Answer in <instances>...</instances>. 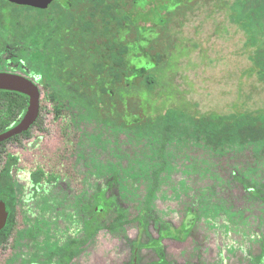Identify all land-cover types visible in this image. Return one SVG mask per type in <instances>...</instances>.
Masks as SVG:
<instances>
[{
    "label": "rangeland",
    "instance_id": "374dc122",
    "mask_svg": "<svg viewBox=\"0 0 264 264\" xmlns=\"http://www.w3.org/2000/svg\"><path fill=\"white\" fill-rule=\"evenodd\" d=\"M134 1L129 13L141 29L138 38L129 41L128 24L118 28L129 47L124 55L128 73L122 72L124 84L118 86L115 97L110 87L99 99L110 105H101L118 119L114 127L118 131L124 124L163 116L168 109L184 117L167 144L168 162L160 175L153 213L143 216L120 237L101 229L93 246L75 261L264 264V155L254 168H239L218 154L244 147L234 140L214 148L211 138L206 144L190 122L217 114L233 122L239 113H243L239 119L246 121L264 112V20L257 14L246 23L240 0ZM21 20L26 28L36 17L26 14ZM85 46L83 50L89 44ZM102 52L88 54L96 59L106 55ZM76 53L75 48L70 49L69 68L79 61L86 65L84 53ZM32 55V59L18 57L11 51L3 66L22 71L40 83ZM258 60L262 71L256 65ZM153 68V81L148 82L146 75ZM86 85L80 86L100 87ZM121 86L126 87L122 96ZM43 91L38 123L28 134L0 143V184L11 187L14 209V225L0 244V264H56L67 240L79 236L82 229L81 206L87 183L96 188L97 199L111 212L124 208L129 200L142 198L145 192L138 176L131 177L126 189L121 188L117 170L94 171L85 178L79 163L85 136L71 126L68 108L57 115L55 99L44 96ZM74 107L70 101L69 111L80 112ZM94 126L95 121L85 118L82 130L91 133ZM259 148L260 144L247 147L253 153ZM147 159L148 168L156 163L151 155ZM228 173L233 184L222 177ZM212 191L236 209L193 204L185 212L180 210L182 202Z\"/></svg>",
    "mask_w": 264,
    "mask_h": 264
},
{
    "label": "trees",
    "instance_id": "16d2710c",
    "mask_svg": "<svg viewBox=\"0 0 264 264\" xmlns=\"http://www.w3.org/2000/svg\"><path fill=\"white\" fill-rule=\"evenodd\" d=\"M240 0L239 6L243 7L246 23H251L254 15H259L264 20V0ZM253 3H252V2ZM245 23V24H246ZM160 58L159 55H157ZM258 70L262 71L260 60L256 63ZM153 81L150 77L148 82ZM57 96L53 101V107L57 115L67 109L71 126L79 133L84 134L85 142L80 155V172L83 176L90 175L94 171H118L120 174L119 186L127 188L132 176L141 177L145 184V192L142 198L132 199L126 206L115 212L107 204L97 199L96 188L87 183V193L82 200L81 213L83 226L79 236L67 240L64 250L58 255L56 264H78L75 258L89 249L95 243L98 231L106 229L112 236L120 237L126 235L127 230L135 227L141 218L153 213V202L159 187L160 175L167 165V144L174 138V130L183 120L184 115L174 109H168L163 116L148 118L144 122L124 124L120 131L114 128L117 118L109 113L104 105L110 102L94 99L93 93H107L108 86H100V90L81 88L79 85L69 86V98L64 84L54 86ZM88 91V92H87ZM126 92V87L121 86V93ZM88 95H87V94ZM74 103L76 114L69 111V102ZM28 98L22 93L0 90V132L5 131L19 121L27 109ZM111 108H114L112 105ZM243 113L236 115L237 120L231 122L229 118L221 115H203L192 118L200 137L207 144L213 141V147H221L227 142L236 140L241 147L240 151H222L218 154L220 159L228 158L239 168L249 170L257 166L264 155V112L256 116H249L246 121L239 118ZM85 118L95 121L94 131L84 133L82 130ZM38 123L36 121L35 125ZM29 130L22 134H28ZM120 132V133H119ZM216 136V138H215ZM213 137L215 139H213ZM146 138L154 139L143 141ZM213 139V140H212ZM260 144L257 152H249V145ZM246 149V150H245ZM251 153V154H250ZM153 156L156 163L148 168V156ZM252 157V159H251ZM218 167L214 163V167ZM223 179L228 184H233L230 173L224 174ZM86 178V177H85ZM5 193L7 196H5ZM12 190L8 184L1 187L0 201L5 205L7 219L5 225L0 229V244H3L14 225V209L12 201ZM9 197V198H8ZM230 202V201H229ZM224 200L217 192H210L182 202L180 210L185 212L187 207L197 205H218L226 210L234 211L233 204Z\"/></svg>",
    "mask_w": 264,
    "mask_h": 264
},
{
    "label": "flooded vegetation",
    "instance_id": "af4514ba",
    "mask_svg": "<svg viewBox=\"0 0 264 264\" xmlns=\"http://www.w3.org/2000/svg\"><path fill=\"white\" fill-rule=\"evenodd\" d=\"M134 2V0H38L39 5H31L15 0H0V71L16 73L30 79L38 86L40 96L44 90V96L50 99L57 98L54 92V86L57 84L66 86L68 98L69 86L81 84L108 86L107 90L113 88L112 96L115 97L118 86L124 84L122 72L128 73L124 55L129 47L126 39L119 36L118 28L123 23L128 24L129 41L136 40L141 32L129 13ZM26 14H33L36 21L25 28L21 19ZM85 43L89 46L83 50L86 47ZM72 48H75L78 54L84 53L82 58L86 65L79 61L78 65L69 68L71 58L69 51ZM99 50H103L106 55L93 59L88 54L89 51ZM11 51L18 57L24 55L31 58V55L35 54L33 61L37 65L36 71L40 74V83L22 71L3 66ZM73 58L76 63L78 58L75 55ZM154 72L155 68L148 72L146 79L153 77ZM88 88L92 89L87 86L86 89ZM104 95L105 93L101 92L93 93L94 99L98 100H102Z\"/></svg>",
    "mask_w": 264,
    "mask_h": 264
},
{
    "label": "water",
    "instance_id": "95a60500",
    "mask_svg": "<svg viewBox=\"0 0 264 264\" xmlns=\"http://www.w3.org/2000/svg\"><path fill=\"white\" fill-rule=\"evenodd\" d=\"M21 3L31 5H39L38 0H15ZM0 90H11L23 93L28 96V105L23 117L17 124L9 129L0 132V143L10 139L13 136L27 131L36 121L40 107V91L38 86L30 79L10 72L0 71ZM7 219V211L5 205L0 201V229L5 225Z\"/></svg>",
    "mask_w": 264,
    "mask_h": 264
}]
</instances>
